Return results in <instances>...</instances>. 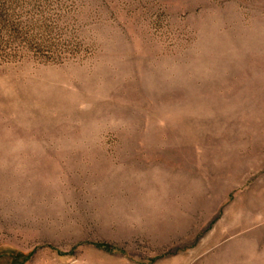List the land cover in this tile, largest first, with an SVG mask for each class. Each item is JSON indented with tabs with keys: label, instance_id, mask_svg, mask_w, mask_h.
<instances>
[{
	"label": "rangeland",
	"instance_id": "1",
	"mask_svg": "<svg viewBox=\"0 0 264 264\" xmlns=\"http://www.w3.org/2000/svg\"><path fill=\"white\" fill-rule=\"evenodd\" d=\"M0 264H264V0H0Z\"/></svg>",
	"mask_w": 264,
	"mask_h": 264
}]
</instances>
